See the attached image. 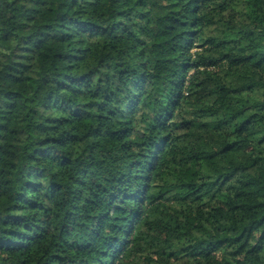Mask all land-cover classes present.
<instances>
[{"label":"trees","instance_id":"16d2710c","mask_svg":"<svg viewBox=\"0 0 264 264\" xmlns=\"http://www.w3.org/2000/svg\"><path fill=\"white\" fill-rule=\"evenodd\" d=\"M0 264H264V0H0Z\"/></svg>","mask_w":264,"mask_h":264},{"label":"rangeland","instance_id":"374dc122","mask_svg":"<svg viewBox=\"0 0 264 264\" xmlns=\"http://www.w3.org/2000/svg\"><path fill=\"white\" fill-rule=\"evenodd\" d=\"M180 151L184 152V150H180ZM188 174H189V177H194L196 175V172L192 169H189Z\"/></svg>","mask_w":264,"mask_h":264}]
</instances>
